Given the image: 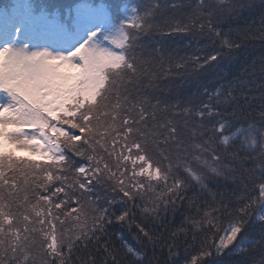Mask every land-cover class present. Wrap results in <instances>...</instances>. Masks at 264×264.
I'll return each instance as SVG.
<instances>
[{
    "label": "snow or ice",
    "instance_id": "obj_1",
    "mask_svg": "<svg viewBox=\"0 0 264 264\" xmlns=\"http://www.w3.org/2000/svg\"><path fill=\"white\" fill-rule=\"evenodd\" d=\"M160 7L0 0V264H147L148 248L152 264L165 248L163 264H264V110L234 121L221 88L194 107L180 80L220 53L156 46L239 48L219 27L237 5L157 23ZM182 209L167 242L149 227Z\"/></svg>",
    "mask_w": 264,
    "mask_h": 264
},
{
    "label": "trees",
    "instance_id": "obj_2",
    "mask_svg": "<svg viewBox=\"0 0 264 264\" xmlns=\"http://www.w3.org/2000/svg\"><path fill=\"white\" fill-rule=\"evenodd\" d=\"M151 3H159L161 6L156 22L159 23L164 17H173L177 20L191 13L199 0H148ZM208 3L209 0H204ZM225 3H234L237 7L225 17L219 27L229 38L240 44L239 48L231 52L221 49L218 42H210L203 36H193L184 34L182 36H156L159 41L157 47L164 46L168 51L178 56H208L220 53V59L208 65L199 73L193 71V66L189 63L187 71L191 73L180 80L184 85L185 92L191 96L193 106H198L207 99L204 93L206 88L208 92L221 88L223 91H232L237 97L239 111L236 117L240 122L259 121V111L264 110V0H224ZM173 4L185 5L183 8H173ZM167 65H165V68ZM175 71V69L173 70ZM236 103L227 108H222L225 113H230ZM256 162L246 160L245 166L252 167ZM231 187V184H229ZM220 190L223 191V181H221ZM183 209L175 215V218L168 217L167 231L158 225H149L155 228L157 234L163 232V239L168 241L171 232L181 224ZM126 235H128L126 233ZM131 243L135 244L132 237L128 235ZM137 248L142 246L136 244ZM167 249L161 252L156 250V255L160 257V264H163ZM152 249H147V264H152ZM216 264H225L219 260Z\"/></svg>",
    "mask_w": 264,
    "mask_h": 264
},
{
    "label": "rangeland",
    "instance_id": "obj_3",
    "mask_svg": "<svg viewBox=\"0 0 264 264\" xmlns=\"http://www.w3.org/2000/svg\"><path fill=\"white\" fill-rule=\"evenodd\" d=\"M149 3H150V1H149ZM21 154V153H20ZM21 155H23V154H21ZM24 155H26V154H24Z\"/></svg>",
    "mask_w": 264,
    "mask_h": 264
}]
</instances>
